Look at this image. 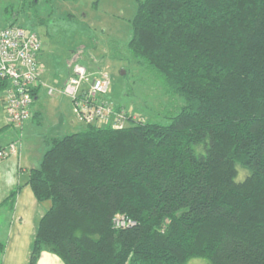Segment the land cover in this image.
<instances>
[{
	"label": "trees",
	"instance_id": "16d2710c",
	"mask_svg": "<svg viewBox=\"0 0 264 264\" xmlns=\"http://www.w3.org/2000/svg\"><path fill=\"white\" fill-rule=\"evenodd\" d=\"M131 25V51L184 104L167 123L47 141L29 178L50 203L29 264L43 251L65 264H264V0H143ZM119 213L136 225L115 228Z\"/></svg>",
	"mask_w": 264,
	"mask_h": 264
},
{
	"label": "rangeland",
	"instance_id": "374dc122",
	"mask_svg": "<svg viewBox=\"0 0 264 264\" xmlns=\"http://www.w3.org/2000/svg\"><path fill=\"white\" fill-rule=\"evenodd\" d=\"M140 1L0 0V27L16 16L19 24L39 35L43 82L58 85L56 82L66 78L77 62L91 71L103 68L111 78L107 97L116 107L167 123L184 99L168 93L159 72L140 62L129 47L131 21ZM34 108L43 115L32 124L37 130L34 136L41 139L46 133L63 136L87 125L77 119L71 99L62 93L49 95L41 88ZM237 168V179L243 180L249 171L241 165ZM187 264L210 263L207 258L196 257Z\"/></svg>",
	"mask_w": 264,
	"mask_h": 264
},
{
	"label": "built area",
	"instance_id": "2783aa9c",
	"mask_svg": "<svg viewBox=\"0 0 264 264\" xmlns=\"http://www.w3.org/2000/svg\"><path fill=\"white\" fill-rule=\"evenodd\" d=\"M42 44L41 38L33 30L18 24L0 27V78L8 81L0 91V97L10 123L20 127L32 118L33 92L41 88H45L49 95L62 93L68 96L77 119L87 125L122 129L140 118L124 107H116L107 97L111 78L103 68L91 71L87 65L77 62L61 84L43 82L39 63ZM16 150V142L0 148V160ZM136 223L125 213L113 218L115 228L132 227Z\"/></svg>",
	"mask_w": 264,
	"mask_h": 264
},
{
	"label": "crops",
	"instance_id": "0c3cea01",
	"mask_svg": "<svg viewBox=\"0 0 264 264\" xmlns=\"http://www.w3.org/2000/svg\"><path fill=\"white\" fill-rule=\"evenodd\" d=\"M63 80L56 83L61 84ZM37 99L31 107L32 118L19 127L9 122L0 97V148L17 143L16 152L0 160V242L5 245L0 264H29L39 221L50 206L49 202L37 200L29 184L31 170L40 166L48 148L47 141L58 137L49 133L44 139L34 136L37 130L32 124L43 116L34 108ZM9 173H12V183L8 182ZM37 264L65 262L57 254L43 251Z\"/></svg>",
	"mask_w": 264,
	"mask_h": 264
},
{
	"label": "clouds",
	"instance_id": "9594fccd",
	"mask_svg": "<svg viewBox=\"0 0 264 264\" xmlns=\"http://www.w3.org/2000/svg\"><path fill=\"white\" fill-rule=\"evenodd\" d=\"M8 177H9L8 182H9V183H12V181H13L12 173H9V174H8Z\"/></svg>",
	"mask_w": 264,
	"mask_h": 264
},
{
	"label": "water",
	"instance_id": "95a60500",
	"mask_svg": "<svg viewBox=\"0 0 264 264\" xmlns=\"http://www.w3.org/2000/svg\"><path fill=\"white\" fill-rule=\"evenodd\" d=\"M122 73H125V71H122Z\"/></svg>",
	"mask_w": 264,
	"mask_h": 264
}]
</instances>
